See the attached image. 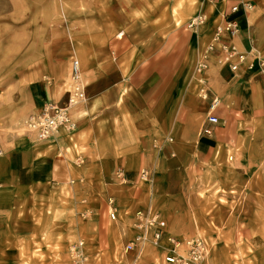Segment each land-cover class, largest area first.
Returning a JSON list of instances; mask_svg holds the SVG:
<instances>
[{
    "label": "crops",
    "instance_id": "0c3cea01",
    "mask_svg": "<svg viewBox=\"0 0 264 264\" xmlns=\"http://www.w3.org/2000/svg\"><path fill=\"white\" fill-rule=\"evenodd\" d=\"M254 4L251 12L240 11L237 14L239 32L235 38L230 40L223 36L222 41L236 45L239 51H258L264 55V0H254ZM228 5L223 0L215 1L211 7L212 22L206 20L205 26L192 28L189 45L183 50L177 47L157 50V45L143 43L137 36L124 41L127 32L135 26L133 22L124 20V14L115 15L117 12H114V18L111 15L109 21L86 15L76 19L66 33L69 39L64 42L69 47L62 59L55 61L51 57L46 76L32 88L35 113L40 112L47 102L62 105L61 99L68 89H63L67 78L61 75L66 70L68 74L74 58L79 59L87 97L78 108L71 110L75 131L71 135L61 131L45 141L22 134L1 136L4 153L0 155V257L4 256L3 245L9 243L8 238L2 239L3 233L10 232L8 228L22 227L20 230L25 231L24 228L29 227L34 233L35 230H45L47 226L50 232L57 229V225L72 224L69 214H78L86 208L79 199L87 193L91 196L100 193L101 196L91 201L99 213L111 212L112 204L106 201L105 196L115 193L114 207H118L125 217L148 205L155 206L166 230L182 231L174 227L179 208L175 192L183 189L179 177L187 172L185 167L190 164L191 157L200 152L209 156L204 161L217 158V145L220 141L230 140L219 136L220 127L213 133L214 137L203 135L198 138L201 120H206L210 111V98H220L221 104L214 113L226 122L230 119L231 100L235 107L241 106L242 90L251 89L252 97L264 89V79L259 77L261 75L256 69L246 68L247 63L240 65L237 72L223 63L217 54L222 53L220 46L211 52L215 54L206 73V85L199 82V54H204L213 41L216 27L224 22L223 15ZM108 8L114 11L112 7ZM201 8L205 13L203 4ZM135 39L143 43L145 49L137 53L138 58L130 61L124 73L121 64L132 58L128 55L135 46ZM175 55H187L181 61V67L173 65ZM192 65L194 75L190 69ZM202 88H207V99L202 97ZM255 110L258 115L259 107ZM73 155L78 162L83 158L85 164L77 167ZM239 155L238 150L236 156ZM234 156L231 155L230 159L233 160ZM223 163L228 165V162ZM119 167L133 182L142 167L156 171L153 185L156 187L157 182L164 193L155 197V189L151 196H145L141 187L148 188V185L142 182L132 189H121L111 183L101 184L100 180L114 179ZM75 179L96 182L93 186L91 183H77L73 188L70 186V190L63 188ZM173 182L179 183L178 189L177 186L171 187ZM19 184L31 186L38 193L37 200L29 199L32 208L27 210L29 213L25 217H21L19 208L13 210L24 200L16 199L14 189ZM12 186L15 188L11 189ZM57 215L63 217L57 218ZM109 217L112 219L110 213ZM115 228L118 229L117 226ZM115 228L114 233L118 231ZM57 240L56 236H51L49 243L54 244ZM152 250L153 258L155 254L159 255L157 249ZM133 255L122 253L121 259L129 260Z\"/></svg>",
    "mask_w": 264,
    "mask_h": 264
},
{
    "label": "rangeland",
    "instance_id": "374dc122",
    "mask_svg": "<svg viewBox=\"0 0 264 264\" xmlns=\"http://www.w3.org/2000/svg\"><path fill=\"white\" fill-rule=\"evenodd\" d=\"M201 4L206 8L204 14L208 23H211V7L215 3H205L203 0H0V135L3 138L6 134H22L34 139L26 124L31 116L38 113H35L36 109L32 105L33 85L46 76L51 57L55 61L62 59L69 47L64 42L69 39L66 33L76 19L86 15L92 19L103 17L104 21H109L116 14H124V20L135 24L127 32L124 41L137 36L143 43L157 45V50L175 47L183 50L191 40L190 20L203 12L202 8L199 9ZM108 7L114 11H109ZM114 12L117 13L113 15ZM135 41L128 55L132 58L121 64L124 73L130 61L137 59V53L145 49L143 43L138 39ZM199 55L198 61L203 54ZM186 56L175 55L173 65L181 67V61ZM193 63H196L195 60ZM70 67L68 74L66 70L61 75L67 78L63 86L66 90L71 85ZM193 68L194 65L190 68L194 75ZM259 77L264 79L263 75ZM68 94L66 92L61 99L62 105L68 100ZM251 94L248 88L241 91L240 107H235L231 100L230 119L223 121L218 129L219 136L224 140L229 137L230 140L220 141L217 145L221 151L217 149L219 157L204 161L209 156L200 152L191 157L190 164L185 167L187 172L179 177L183 189L175 192L179 208L174 227L182 231L168 232L179 238L205 237L212 250L210 264H264V89L252 97ZM79 104L73 105L71 110L78 108ZM258 107L257 115L255 109ZM204 120H201L198 128V138L203 137L200 130ZM238 150L240 155L237 157ZM231 155H235L233 160L230 159ZM73 158L77 166L76 155ZM223 162H228V165ZM78 163L79 166L84 165V159H79ZM119 169L123 170L122 167L117 168L114 179L100 180L101 184L111 183L121 189H132L142 182L148 185V188L141 187L145 190V196L152 195L155 189V197L164 193L157 182L156 187L153 185L155 177L153 187L141 179L145 167L141 168L134 182L127 176V180L123 181L118 175ZM95 182L90 180L92 186ZM77 183L90 185L88 180L75 179L63 188L70 190ZM171 187L178 189L179 183L173 182ZM31 188L19 184L14 189L16 199H24L13 208L20 209L21 217H25L29 213L27 210L32 208L30 201L37 200V189ZM98 195L100 193L92 196L87 193L79 199L86 208L78 214H69L72 224L57 225V229L50 232L47 231L49 226L34 233L30 232L29 227H25V231L20 230L22 227H18L19 230L8 228L10 232L2 234V239L8 238L9 243L3 245L4 256L0 257V263L9 260L8 264H120L121 254L125 253L124 245L134 236L132 224L135 219L133 214L125 217L120 211L115 220L110 219V212L99 213L91 204ZM115 197L114 193L106 195L105 199L116 202ZM154 209L157 210V207L154 206ZM62 217L57 215V218ZM113 228L118 231L114 233ZM51 236L58 238L54 244L49 243ZM116 240L118 243H115ZM81 242H84L82 251L85 252V258L84 262L77 263L72 249ZM152 249L156 248H148L147 255L139 264L161 260V252L158 250L159 255L155 254L153 258Z\"/></svg>",
    "mask_w": 264,
    "mask_h": 264
},
{
    "label": "built area",
    "instance_id": "2783aa9c",
    "mask_svg": "<svg viewBox=\"0 0 264 264\" xmlns=\"http://www.w3.org/2000/svg\"><path fill=\"white\" fill-rule=\"evenodd\" d=\"M219 1V0H204ZM222 1V0H220ZM229 5L224 11V22L218 25L215 30L214 39L208 45L205 53L200 57L198 66L200 70L199 82L206 85L205 73L210 66L211 57L215 53H211L217 46L222 53L219 54L220 60L228 64L230 69L237 72L240 65L247 63L246 68L258 69L259 73L264 76V56L258 51H239L237 46L230 42L222 41L223 36H227L230 40L235 38L239 32V23L236 19L240 11L245 13L254 10L256 4L254 0H223ZM207 17L204 13L197 14L190 20V26L194 29L206 23ZM71 85L68 91V100L60 105L59 103L47 102L40 112L31 116L26 124L28 131L34 136L35 140L45 141L53 138L61 131L72 133L76 129V123L72 118L71 109L73 105L86 100L85 83L81 74L80 61L75 59L71 66ZM203 99L208 98L207 88H202ZM221 104L218 96L210 98V111L203 123L200 134L210 136L222 124V119L214 113ZM3 141L0 135V155L4 153L2 145ZM119 177L127 180L124 170L119 169ZM155 171L151 169H143L141 179L153 184ZM153 187V185H152ZM112 204L110 216L112 219L117 217L118 207H114V201L109 200ZM133 228L134 236L130 238L124 245L125 254H134L132 259L121 261L120 264H139L142 258L147 255L148 248L154 247L161 252V260L150 264H210L211 248L207 239L201 235L177 237L168 232L165 224L160 217V213L153 206L146 209H139L134 212ZM84 242L78 243L73 247L72 252L77 258V263L84 262L85 252L82 251Z\"/></svg>",
    "mask_w": 264,
    "mask_h": 264
},
{
    "label": "bare ground",
    "instance_id": "6f19581e",
    "mask_svg": "<svg viewBox=\"0 0 264 264\" xmlns=\"http://www.w3.org/2000/svg\"><path fill=\"white\" fill-rule=\"evenodd\" d=\"M203 1H204V0H203ZM204 2H205V3H206V2H209V3H215V2H212V1H204ZM77 60H78V59H77ZM80 69H82V68H81V65H80ZM28 129H29V127H28ZM67 133H68V132H67ZM72 133H73V132H72ZM69 134H70V133H69ZM77 166H79L78 161H77Z\"/></svg>",
    "mask_w": 264,
    "mask_h": 264
}]
</instances>
